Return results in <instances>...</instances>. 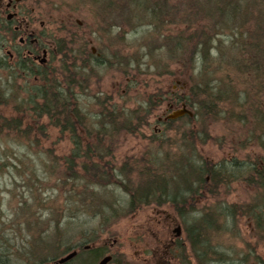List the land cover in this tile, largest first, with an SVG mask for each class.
Returning a JSON list of instances; mask_svg holds the SVG:
<instances>
[{"label": "trees", "instance_id": "1", "mask_svg": "<svg viewBox=\"0 0 264 264\" xmlns=\"http://www.w3.org/2000/svg\"><path fill=\"white\" fill-rule=\"evenodd\" d=\"M92 1L97 7L96 11L98 10L96 18L101 29L105 30L110 24L119 22L128 27L145 28L144 35H154L155 40L157 38L161 40L159 50L163 54L161 57L154 59L151 48L147 51L152 62L157 61L156 68L160 66L158 62L161 60L165 67L171 64L181 67L187 65L192 68L194 64L192 72L196 71L198 74L197 80L191 82L181 94L173 95L170 91L161 89L157 93V96L171 98L174 105L185 106L192 115L161 119L159 122L157 120L163 126L164 132L167 134L172 132L170 137L167 139L163 134L153 131L150 141L155 143L156 149H149L144 154V158L139 160L123 161L120 165L113 164L110 161L113 156L110 146L114 138L125 132L128 134L137 132L140 126L145 125L157 103L151 98L154 96H148L137 106L127 108L122 103H111V98L94 95V104L98 106V111L94 113L86 111L80 105L79 98L87 91V81L93 75V68L103 65L108 67V64L106 65L108 61L105 62L103 55H93L87 47L89 42L86 39L74 46L78 41L71 33V36L58 40V65L54 70H39L35 74L36 79L31 74L28 76L18 74L8 78V80L23 78L24 97L13 93L16 84L14 81L11 85L7 82V85L0 86V106L12 102L13 111L16 113L9 118L0 114V133L6 131L8 134L12 131L17 133L19 138H28L30 131L33 130L31 122L33 120L39 122L42 119H46L47 124L58 129L59 133L67 132L71 149L63 175L70 180H81L84 185L102 188L116 186L126 193L127 199L123 204L110 200L97 209L102 222H115L116 219L133 213L143 205L170 204L182 219L184 238L183 240L176 238L171 249L172 254L182 263L189 262L188 255L185 254L187 247L197 264L223 261L222 253L211 244L210 240L214 233L227 230L226 223L236 222L238 216L246 218L258 236H264V167L258 166L259 157L247 153L240 159L229 157L214 162L203 157L197 150V143L195 144L207 140L208 136L204 132L207 128L205 124L207 119L217 120L227 117L232 120L235 116L238 121L244 123L245 127L248 126L247 123L256 124L254 131L247 130L248 136L252 138L247 136L248 139L241 144L251 143L253 138H257V148L264 151V105L259 96L264 85L256 83V90L253 91L256 102L252 101L249 91L245 88L244 91L241 90L243 92L236 94V88L230 86L233 83L232 71L234 75L240 73L239 75L245 78L246 75H250L256 81H262L261 79L264 78V62L256 57L257 54L264 52V21L257 20L256 27L251 28L252 31L247 30L246 27H243V31L240 30L243 25L245 26L246 18L252 16L250 10L257 9L254 18H257L259 13L264 14V0ZM195 15H201L202 21L198 26L191 25V18ZM177 24L184 28L175 31L174 35L169 34L173 25ZM116 29L122 33L120 27ZM225 31L229 33L221 38L224 37L228 41L227 56L233 55L229 59V64H225L228 67L222 68L228 81L223 83L222 80H216L213 73L212 76H208L206 72L210 67L209 64L213 62L221 64L227 56L224 58L223 51L219 52L221 50L216 46L217 43L215 48L219 54L215 56L216 58L210 59L205 49L208 47L207 44L219 43L214 35ZM244 38H250L252 42L248 44ZM234 44H237L238 48L233 49ZM188 46L194 47L189 50L192 52L187 57ZM243 49L252 56L240 60L237 51ZM167 56L170 61L165 63ZM115 57L118 58L117 54L114 55ZM127 63L134 70L138 69L136 56L131 55ZM121 70L125 73L126 65H123ZM171 72L167 71L168 74ZM29 77L37 83H31ZM235 107L240 109L239 113L232 110ZM223 114L225 116H222ZM25 120H27L26 125L23 124ZM194 125L196 128L193 127ZM42 126L45 127L43 124L39 125L37 132L46 134ZM258 127L260 134H253ZM80 129L84 130L87 140L82 139ZM162 146L169 149L174 147V150L171 152L169 149L158 150ZM238 181L253 186L251 202L228 204L223 200L216 201L217 205L199 210L202 211L200 218L193 221L188 219L189 212L193 210L191 201L195 197L201 196L204 191L213 193L220 188H228L231 183ZM42 223L40 219L33 220L31 216L25 219L26 226L33 228L34 231V227ZM57 226L58 223H55V227ZM58 232V227L52 230L50 237H45V242L41 233L35 231L33 234L35 237L29 240L28 246L23 251L16 248L15 244L0 232V264H18V262L51 264L70 251L65 243L62 242V245L58 242ZM96 239V234L85 237L80 245L74 247L78 248L75 257L64 264H94L101 259L103 254L107 253L103 246L83 248ZM49 247H52L54 252L51 255H41V252ZM254 251V246L248 248L250 254L256 253ZM245 255L244 253L241 261L228 264H247L244 260ZM254 258L255 264H264L262 256L256 255ZM108 264L135 263L120 260L119 257L112 255Z\"/></svg>", "mask_w": 264, "mask_h": 264}, {"label": "rangeland", "instance_id": "2", "mask_svg": "<svg viewBox=\"0 0 264 264\" xmlns=\"http://www.w3.org/2000/svg\"><path fill=\"white\" fill-rule=\"evenodd\" d=\"M92 2V0H37V5L45 13L41 14V18L36 21V24H39L40 19H43V29L57 37L55 42L60 37L71 36V33L78 41L74 46L86 39L89 42L87 47L90 48L91 53L103 55L105 62L108 61L106 63L108 67L103 65L93 68V75L87 81V91L79 98L80 105L86 111L90 113L98 111V106L94 104V95L111 98V103H122L127 108L137 106L148 96H154L151 98L157 105L145 125L140 126L134 134L126 132L119 134L110 146L113 155L110 161L120 165L123 161L139 160L149 149H156L155 143L150 141L153 131L163 134L167 139L170 137L172 132L168 134L164 132L163 126L157 120L163 119L171 111L179 109L180 105H174L171 98L157 96V93L161 89L170 91L173 95L181 94L191 82L197 80L198 74L196 71L192 72L194 64H192V68L187 65L181 67L171 64L165 67L161 60L158 62L160 66L156 68L157 61L152 62L147 51L151 48L154 59L161 57L163 55L159 51L161 40L159 38L155 40L154 35H144L145 28L128 27L119 22L110 24V27L105 30L101 29L97 22L98 18H96L98 10L96 11L97 7ZM256 10V8L250 10L252 16L246 18L245 26L240 28L241 31L244 30L243 27L252 31L256 27L257 20L264 21V14L259 13L257 18H254ZM179 14L177 13V15ZM191 20V25L198 26L202 21L201 15H195ZM118 27L122 33L116 29ZM182 27L178 24L173 25L169 34L174 35L175 31H180ZM228 33L229 31H225L214 35L215 40L218 39L220 42L206 45L208 47L205 50L210 59L216 58L222 51L223 57L227 56L228 41L221 37ZM244 41L249 44L252 39L244 38ZM215 44L221 51L218 52ZM233 46V49L238 48L237 44ZM193 47H187V57L188 54H191L192 51L189 50ZM246 51L245 49L237 51L240 60L252 56ZM115 54L118 58H114ZM131 55L137 57L139 65L137 70L127 63ZM232 55L227 56L221 64L215 62L209 64L208 71L210 73L207 71L206 74L212 76L213 73L216 80H222L223 83L228 82L222 68L228 67L225 64H229ZM54 56L56 57L49 64V71L54 70L58 65V54L56 53ZM256 57L264 62V52L257 54ZM165 58H167L165 63L170 61L168 56ZM91 61L94 60L91 59ZM123 65H126L125 73L121 70ZM167 71L172 72L168 74ZM234 74L232 71V77L229 76V78L231 77L233 80L230 86L233 85L236 88V94L243 92L245 88L249 91L252 101L256 102L253 91L256 90L257 82L264 85V78L261 79L262 81H256L250 75H246L245 78L239 75L240 73ZM6 75V72H0V86L7 85V82H10L8 85H11L14 81L16 84L13 93L24 97L23 78L16 77L14 80H8ZM28 80L31 83H37L32 77H29ZM242 89L243 91H241ZM259 96L262 105H264V86ZM12 107V102L0 106V114L8 118L16 115ZM232 110L236 113L240 112L238 107ZM23 124L26 125L27 120ZM31 124L33 130L30 131L28 138H19V135L12 131L8 134L6 131L0 133V232L9 238L16 248L23 251L28 246L29 240L31 238L33 240L35 237L33 236L35 231L40 232L41 237L49 238L52 230L58 227V242L62 245L65 243L70 251L76 250V254L78 248L74 247L80 245L85 237L96 234L97 239L93 243L90 242L89 248L103 246L104 251H107L103 256L112 257L113 255L119 257L120 260H127L135 264H197L189 247L185 250L189 262L182 263L178 257L172 254L171 249L175 240L176 238L183 240L184 230L181 217L170 204L143 205L133 213L116 219L115 222H102L101 216L97 214V209L110 200L123 204L127 199L126 193L116 186L102 188L95 185H84L81 180L67 179L63 175V170L67 165L66 159L70 155L69 135L67 132L59 133L58 129L47 124L46 119L39 122L33 120ZM41 124L45 126L42 127L46 134L37 132ZM205 124L207 128L204 129V132L208 136L207 140L204 143L195 142L197 150L203 157L215 162L229 157L240 159L250 153L252 156H258V166L264 167V151L257 148V138H253L251 143L241 144L245 139H248L247 130L254 131L255 123H250L251 125L247 123L248 126L245 127L244 123L238 121L234 116L232 120L227 117L217 118V120L207 119ZM193 127L196 128L195 125ZM80 130L82 139L87 140L84 130ZM253 134H260V128H255ZM165 149L169 148L162 146L158 150ZM172 150L174 147H170L169 151ZM253 193V186L244 181L233 182L228 188H220L213 193L204 191L201 196H197L191 201L193 210L189 212L188 219L193 221L200 218L202 211L199 210L210 205H217L216 201L223 200L228 204L251 202ZM214 195L216 196L214 197ZM217 198L218 200H216ZM28 216H31L33 220L40 219L43 223L34 227V231L33 228H28L25 224V219ZM247 221L243 216H238L236 222L226 223L227 230H220L212 235L211 244L216 246L223 255V261L218 260L212 264L241 261L244 253L246 254L244 260L247 264H255L254 257L256 255L264 258V236H258L253 231L251 223ZM55 223H58L57 227H55ZM176 227H180L178 236H175L174 232ZM253 246L256 253L250 254L248 248ZM83 248L86 249L85 246ZM62 249L60 248V250ZM53 252V248L49 247L40 254L51 255ZM64 255L66 253L61 256ZM16 261L13 262L16 263ZM98 261L94 264H97ZM18 264L20 263L18 262Z\"/></svg>", "mask_w": 264, "mask_h": 264}, {"label": "flooded vegetation", "instance_id": "3", "mask_svg": "<svg viewBox=\"0 0 264 264\" xmlns=\"http://www.w3.org/2000/svg\"><path fill=\"white\" fill-rule=\"evenodd\" d=\"M44 13L37 0H0V72L6 78L31 74L36 79L37 71L49 70L59 39L43 29V19L36 24Z\"/></svg>", "mask_w": 264, "mask_h": 264}, {"label": "water", "instance_id": "4", "mask_svg": "<svg viewBox=\"0 0 264 264\" xmlns=\"http://www.w3.org/2000/svg\"><path fill=\"white\" fill-rule=\"evenodd\" d=\"M185 114L188 116H191L192 112L189 109H187L185 106H182L179 109L171 111L168 115L165 116V119H176V118L183 116ZM174 231L176 232L175 236H178L180 234V227H176ZM74 255H75V251H72V252L68 253L67 255L61 257L60 259H58L55 262V264H62L64 262H66L67 260H69L70 258H72ZM110 259H111V257L108 255L103 256L101 259H99L97 264H107ZM45 264H48V263H45Z\"/></svg>", "mask_w": 264, "mask_h": 264}, {"label": "bare ground", "instance_id": "5", "mask_svg": "<svg viewBox=\"0 0 264 264\" xmlns=\"http://www.w3.org/2000/svg\"><path fill=\"white\" fill-rule=\"evenodd\" d=\"M181 107H182V106H181ZM181 107H180V108H181ZM164 119H165V118H164ZM174 230H175V229H174ZM174 232H175V231H174ZM175 235H176V232H175ZM72 251H75V255H76V250H71V251H69L68 253H70V252H72ZM68 253H66V255H67ZM75 255H74V256H75ZM64 256H65V255H64ZM74 256H73V257H74ZM61 257H63V256H61ZM61 257H59L58 259H60ZM73 257H72V258H73ZM72 258H70V259H72ZM58 259H56V261H57ZM70 259H69V260H70ZM69 260H67V261H69ZM56 261H55V262H56ZM67 261H66V262H67ZM64 263H65V262H64ZM43 264H45V263H43ZM62 264H63V263H62Z\"/></svg>", "mask_w": 264, "mask_h": 264}]
</instances>
